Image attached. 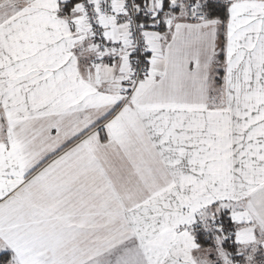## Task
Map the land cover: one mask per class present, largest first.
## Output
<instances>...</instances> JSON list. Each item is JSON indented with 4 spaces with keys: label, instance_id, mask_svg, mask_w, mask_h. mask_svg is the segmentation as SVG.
I'll list each match as a JSON object with an SVG mask.
<instances>
[{
    "label": "snow or ice",
    "instance_id": "snow-or-ice-1",
    "mask_svg": "<svg viewBox=\"0 0 264 264\" xmlns=\"http://www.w3.org/2000/svg\"><path fill=\"white\" fill-rule=\"evenodd\" d=\"M0 264H264V0H0Z\"/></svg>",
    "mask_w": 264,
    "mask_h": 264
}]
</instances>
